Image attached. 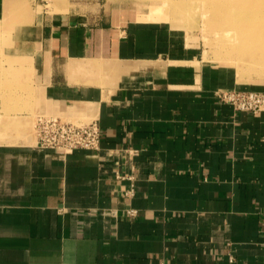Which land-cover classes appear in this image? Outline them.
Segmentation results:
<instances>
[{"label": "crops", "instance_id": "1", "mask_svg": "<svg viewBox=\"0 0 264 264\" xmlns=\"http://www.w3.org/2000/svg\"><path fill=\"white\" fill-rule=\"evenodd\" d=\"M132 13L0 0V264H264V112L216 96L264 83ZM39 115L100 149L38 147Z\"/></svg>", "mask_w": 264, "mask_h": 264}, {"label": "rangeland", "instance_id": "2", "mask_svg": "<svg viewBox=\"0 0 264 264\" xmlns=\"http://www.w3.org/2000/svg\"><path fill=\"white\" fill-rule=\"evenodd\" d=\"M104 1L127 6L136 18L164 27L169 34H172V39L175 40L174 45L180 50L195 52L201 62L228 67L238 83L245 85L264 83V56L261 58V53L256 48L257 43L259 45L264 42V38L261 37V34L264 35V0H244L247 4H243L245 5L243 7L234 5L219 9L213 5L218 2L212 0L211 2L207 0ZM39 2L42 3L45 0H39ZM249 5L254 11L248 8ZM240 8L241 11L244 9V14L247 13L244 18ZM51 10L54 9L51 8ZM153 17L158 20H151L150 18ZM235 17L237 21L234 20ZM245 18L248 22L244 21ZM256 25L262 32L256 31ZM248 27L251 29L247 30ZM245 38L248 44L244 42Z\"/></svg>", "mask_w": 264, "mask_h": 264}, {"label": "built area", "instance_id": "3", "mask_svg": "<svg viewBox=\"0 0 264 264\" xmlns=\"http://www.w3.org/2000/svg\"><path fill=\"white\" fill-rule=\"evenodd\" d=\"M217 98L235 110L259 115L264 112V91L221 89ZM37 146L63 152L78 149L97 151L102 142L98 120L74 122L61 117L39 115L35 123Z\"/></svg>", "mask_w": 264, "mask_h": 264}, {"label": "bare ground", "instance_id": "4", "mask_svg": "<svg viewBox=\"0 0 264 264\" xmlns=\"http://www.w3.org/2000/svg\"><path fill=\"white\" fill-rule=\"evenodd\" d=\"M204 1V0H203ZM208 2H211L210 0H207ZM206 1V2H207ZM213 2H218V4H215V3H213V5H215L216 7H217V9H219V8H221V7H224V6H231V7H233L234 5H236V6H238V7H243V6H245L247 3L246 2H244V0H212ZM246 1H248V0H246ZM201 3V2H200ZM243 4H245V5H243ZM251 4H253V3H251ZM250 4V5H251ZM248 6V8H252L251 6ZM254 8V7H253ZM239 9V8H238ZM244 9H245V7H244ZM244 9H242V11H241V8H240V13L243 15V17L242 18H244V16H246L245 14H247V13H245L244 14V12H243V10ZM249 9V10H250ZM247 10V9H246ZM252 10V9H251ZM252 11H254V10H252ZM249 12V11H248ZM252 13V12H251ZM254 14V13H253ZM227 15H229V14H227ZM242 15H240L239 14V16H242ZM248 16V15H247ZM251 16V15H250ZM240 19H241V17H239ZM239 18H237L238 20H239ZM252 18V17H251ZM228 19V18H227ZM246 20H244V21H246V22H248V19L247 18H245ZM254 19V18H253ZM225 20V19H224ZM229 20V19H228ZM227 20V21H228ZM230 20H232V18L230 19ZM235 21H237L236 20V17H235V19H234ZM243 20V19H242ZM243 21V22H244ZM259 21V20H258ZM246 22H244V23H246ZM239 23V22H238ZM240 24H242V23H240ZM253 24V23H252ZM243 25V24H242ZM241 25V26H242ZM248 26V25H247ZM254 26V25H253ZM257 26V25H256ZM255 26V28H256V31H259L260 29H259V26H257L256 27ZM245 27H246V25H245ZM251 29V27H248L247 28V30L248 29ZM262 29V28H261ZM240 30V29H239ZM241 31V30H240ZM237 32V31H236ZM253 32V31H252ZM260 32H262L261 30H260ZM257 33H259V32H257ZM240 34V33H239ZM255 34V33H254ZM249 35V34H248ZM262 36L261 37H263L264 38V35L263 34H261ZM235 36H236V34H235ZM234 36V37H235ZM248 36H246V38H247ZM246 38H245V40H246ZM249 38V37H248ZM251 38V37H250ZM244 40V39H243ZM249 40V39H248ZM250 40H252V39H250ZM245 43H247L248 44V41L246 40V41H244ZM257 42V41H256ZM250 43H251V41H250ZM246 47H248V45H246ZM250 48H251V46H250ZM256 48L257 49H259V51H260V53H261V58L264 56V42L262 43H260L259 45H258V43H257V45H256ZM256 48H255V50H256Z\"/></svg>", "mask_w": 264, "mask_h": 264}]
</instances>
